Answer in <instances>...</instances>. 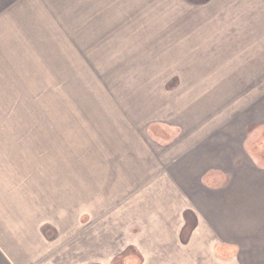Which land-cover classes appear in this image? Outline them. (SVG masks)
Segmentation results:
<instances>
[{"label":"rangeland","instance_id":"1","mask_svg":"<svg viewBox=\"0 0 264 264\" xmlns=\"http://www.w3.org/2000/svg\"><path fill=\"white\" fill-rule=\"evenodd\" d=\"M43 1L44 7L30 13L28 28L0 44V85L11 89L10 112L19 121L13 127L22 134L14 135V144L45 171H52L57 159L62 165L71 161L75 183L57 185L66 187L61 202H75L78 224L91 223L94 231L108 234L116 258L109 264H142L135 250L136 215H127L134 210V191L126 189L128 181L133 184V164L148 176L159 174L173 159L163 151L181 147L184 119L186 134L195 137L211 120L228 117V79L199 76L223 73L228 62H204L217 57L204 53H229L230 34L236 32L244 48L245 23H260L261 0L252 14L250 0ZM220 81L227 82L219 86ZM249 130L254 134L246 149L264 152V130ZM88 181L91 201L84 200ZM68 187L71 192L63 197ZM44 231L47 239L55 235L53 226ZM193 231L183 230L187 240L179 249L174 244L171 253H152L153 264H229L222 249L207 254L194 243L188 246Z\"/></svg>","mask_w":264,"mask_h":264},{"label":"crops","instance_id":"2","mask_svg":"<svg viewBox=\"0 0 264 264\" xmlns=\"http://www.w3.org/2000/svg\"><path fill=\"white\" fill-rule=\"evenodd\" d=\"M256 3L257 0L248 1L247 13H254ZM40 7H44L43 0H0V41L12 38L14 31L17 35L27 29L30 13H37ZM260 15V23H245L244 48L237 43L241 39L237 36L242 34L236 32L230 34L234 43L229 53H204L217 56L204 62H228V69L220 67L223 73H199L200 77L228 79V117L211 120L195 137L186 134L184 119L181 147L163 151L173 159L163 165L159 174L148 176L133 162V184L128 181L126 189L134 191V210L132 214L128 210L127 215H136L135 250L142 264H153L152 253L156 251L165 254L173 252L174 244L177 249L182 247L187 212L196 220L188 246L194 243L207 254L222 249L230 255L229 264H264V152L246 149L254 134L249 128L264 130V0ZM229 26L237 30L241 24ZM247 86L250 89L241 94V88ZM9 93L11 89L0 85V264H109L116 258L108 234L98 227L94 231L91 223L78 224L75 202L60 200L66 187L60 190L57 185L63 182L71 187L76 166L71 161L62 165L57 159L52 171H45L36 165L38 161L27 160L26 153L14 144V135L22 134L15 133L13 127L19 121H14L10 112L13 105L7 97ZM23 158L26 161L21 165ZM121 170L123 175L129 172L124 167ZM43 173L49 174L43 178ZM61 173L72 176L60 178ZM210 174L212 178L222 176L228 180L221 185L205 183L204 178ZM45 182H51V188ZM70 187L63 197L71 192ZM87 187L84 200L91 201L89 181ZM61 213L65 215L62 225ZM46 225L55 231L50 239L45 236Z\"/></svg>","mask_w":264,"mask_h":264},{"label":"trees","instance_id":"3","mask_svg":"<svg viewBox=\"0 0 264 264\" xmlns=\"http://www.w3.org/2000/svg\"><path fill=\"white\" fill-rule=\"evenodd\" d=\"M194 1H197V2H205L206 0H194ZM211 177H212L211 174L210 175H207L204 178V182L205 183H208V180H210ZM184 218H185V222H186V226L184 228V232H185V230H187V233L190 234L191 231L193 230L194 226H195V222H196L195 217L193 216L192 213L187 212V213H185ZM190 223H192V224H190ZM181 239H182V242H186L187 239L185 237V233H182Z\"/></svg>","mask_w":264,"mask_h":264}]
</instances>
